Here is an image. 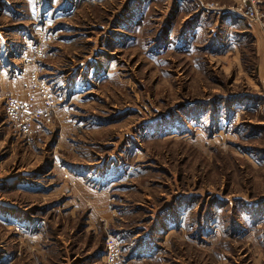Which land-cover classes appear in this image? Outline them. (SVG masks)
Segmentation results:
<instances>
[{
	"label": "rangeland",
	"instance_id": "obj_1",
	"mask_svg": "<svg viewBox=\"0 0 264 264\" xmlns=\"http://www.w3.org/2000/svg\"><path fill=\"white\" fill-rule=\"evenodd\" d=\"M259 1L0 0V264H264Z\"/></svg>",
	"mask_w": 264,
	"mask_h": 264
},
{
	"label": "built area",
	"instance_id": "obj_2",
	"mask_svg": "<svg viewBox=\"0 0 264 264\" xmlns=\"http://www.w3.org/2000/svg\"><path fill=\"white\" fill-rule=\"evenodd\" d=\"M259 3V0H243L238 7L232 9V13L244 20L252 22L259 21ZM43 85L44 83H40L35 87L38 89L39 86L42 88ZM4 100V113L6 118L12 123L14 128L22 134H29L33 129L38 128L44 118L48 116V113L45 112V110L35 108L31 99L27 98L21 100L13 93H6ZM51 101L47 100L46 104L50 106L52 104ZM107 248L110 256L117 257V254L114 252V245L107 243Z\"/></svg>",
	"mask_w": 264,
	"mask_h": 264
},
{
	"label": "crops",
	"instance_id": "obj_3",
	"mask_svg": "<svg viewBox=\"0 0 264 264\" xmlns=\"http://www.w3.org/2000/svg\"><path fill=\"white\" fill-rule=\"evenodd\" d=\"M219 17H220V14L218 15L217 19ZM222 19L224 20V22H222L221 25H225L228 28H231L232 31H233V29L240 28V26H241L239 24L241 19L236 18V16L233 13H230V12L229 13H223ZM218 22H219V20H218ZM240 31L243 32V30H240Z\"/></svg>",
	"mask_w": 264,
	"mask_h": 264
}]
</instances>
